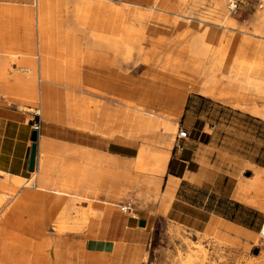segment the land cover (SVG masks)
I'll return each instance as SVG.
<instances>
[{"label":"crops","instance_id":"crops-1","mask_svg":"<svg viewBox=\"0 0 264 264\" xmlns=\"http://www.w3.org/2000/svg\"><path fill=\"white\" fill-rule=\"evenodd\" d=\"M57 1L58 13L61 0ZM177 2L179 0H158L156 10L179 11ZM239 11L242 17L239 22L246 25L247 17L255 16L257 8L240 7ZM56 27L50 42L39 48L36 40L28 41L15 33L8 35L6 27L0 26V69L7 68L11 62L1 50L25 55L36 50V68L31 74L37 81L29 84H37L39 102L36 112L28 105L25 108L7 102L6 98L20 101L26 95L17 82L22 72H15L7 82H4L6 73L0 75V189L16 192L17 198L41 193L40 205L45 212L55 202H62L63 207L70 210L73 201L103 204L105 199L117 198L119 185L123 184L117 181L119 171L128 172V175L132 171L142 177L146 198L149 187L159 183L158 206L124 200L132 209L130 214L112 212L106 205L103 211L98 210L103 214L101 236L90 238L94 248L88 249L86 244V252L80 249L77 259L81 264H87L89 255L111 256V260L118 255L122 258L140 256L150 243L158 221L163 222L164 228L171 226L192 235H203L219 224L251 237L245 232L249 226L244 221L249 220L251 225L257 211L250 203L252 197L240 193L249 184L241 181L240 176L249 177L246 180L250 181L253 170L264 169V118L222 103L210 97L205 91L207 88H203L185 93L175 121L133 113L115 105L100 110L93 106V110L88 107L89 118L86 119L90 128L83 129L78 124L74 104L58 97L57 92L70 96L81 93L89 75L81 73L82 57L60 60V63L54 60L53 56L58 57L62 50L54 51ZM260 27L264 29V23ZM259 57L264 59V56ZM15 62L27 64L22 62V57L15 58ZM93 62L101 74L107 73L111 64L109 61ZM12 69L17 70L16 64ZM24 80L29 82L30 79ZM34 131L37 133L34 168L29 172ZM180 131H184L186 137L177 138ZM149 146L162 150L167 157L160 177L138 173L129 167L140 149ZM104 176L112 177L109 184ZM30 179L32 187H14L15 183ZM32 205L30 208L34 212L30 214L29 211L26 220L30 218L28 221L35 223L38 215ZM44 212L40 223L52 226V214ZM2 213L0 209V218ZM62 221L67 222V218L63 217ZM140 221H144V227H139ZM76 233L60 234L52 229L42 238L48 243L51 239H67ZM78 235V239H86ZM0 242V264H18L15 260L9 261V256L15 253L13 245L1 239ZM65 254L52 246L49 264H71L69 253ZM244 264H264V260Z\"/></svg>","mask_w":264,"mask_h":264},{"label":"rangeland","instance_id":"rangeland-1","mask_svg":"<svg viewBox=\"0 0 264 264\" xmlns=\"http://www.w3.org/2000/svg\"><path fill=\"white\" fill-rule=\"evenodd\" d=\"M31 1L32 3L34 2V0ZM120 1L122 0H105L104 2L108 4H116ZM128 1L133 3L131 0ZM193 1L194 0H179V2H177V5H179V11L176 12L174 10L170 11V13L164 12L165 14L154 12L156 16L166 18L168 23L161 26L157 35L149 36L147 46L144 50L143 44L138 38L136 40L133 39L130 42L127 41L125 43L113 44L111 46L94 43L90 38L88 39L84 35V33H86L85 30L77 31L71 29L70 26L65 25L64 21L61 19L57 20L55 27L56 25L59 26L56 27L57 41L55 45L56 49H54V51L57 52L59 49L62 50L59 51L60 53L58 54V57L53 56V58L60 63V60L63 61L69 60L73 57H82L84 59L82 62L84 66L81 69V73L87 72L89 75L88 81L99 82V85L104 82L103 74H101L97 66L93 65L91 62L94 61L97 64L102 61H109L113 64L115 69L114 76L112 75L114 77V84H111V86L113 85L118 90L126 92L134 102L153 104L156 114L165 113L168 110H172V102L170 104L169 102L172 101L173 97L178 93L185 94L187 91L201 90L207 87V85H204V77H206L204 74L206 73L201 75L193 73L187 62L188 60L185 57L186 52L190 53L191 41L193 37L200 33L199 30L206 31L204 42L214 46L216 51H220H218V54H220L218 56L221 58L223 56L222 63H225V65H229L228 62L232 59L234 53L240 48L242 50V52H240V54H242L241 57L246 61H251L256 56H264V29L260 27L261 24L264 23V0ZM146 2H148V0H146ZM219 2L221 5L218 4ZM157 3L158 0L154 4L155 9ZM230 4H233V7L229 6ZM142 5H144V3H142ZM19 7L22 6H18L13 2H7L6 0H0V26L6 27L8 35L15 33L19 36L23 35L24 37L26 34L25 38H27L29 32L33 33V41H35L37 37L35 29L21 26L20 22H22V16L23 14L26 15L27 11H23L22 8ZM240 7L257 8L255 16L247 17L248 23L246 25H241L239 22L242 18L239 11ZM33 8L34 4L32 6V9ZM172 21H179L180 24H173ZM120 26L121 23L116 22V28L113 30L118 31ZM113 30L112 28H107L96 30V32L110 33ZM162 43H169L175 48V52L172 56L170 54V48L168 51L159 53L160 44ZM240 45L242 47H240ZM150 48H152L153 51L152 49L150 50ZM1 51L2 54L6 55L9 58V61H11L7 64V68H5L7 71L10 70V72H7L5 75L6 82L10 80L15 72H22L17 82L25 86L34 85L37 89L36 83L29 84L31 83L30 81H37V78L31 74L33 70H30L25 65H20L15 62V58L18 57H22L23 60L26 56L25 53L12 52L8 49ZM128 51L129 55H126V52ZM143 51L145 54L147 53V58H145ZM51 52L53 53V51ZM13 64H16L17 66L16 71L12 69ZM175 64L177 66L173 73V80L175 83L169 84L168 82L162 81L160 78V72L163 71L166 66H174ZM246 70L247 69L244 70V74L247 73ZM98 73H100V75L97 76ZM26 77L30 79L29 82L24 80ZM206 79L211 82L215 77L209 76L206 77ZM239 90L233 91L230 88H225L223 91L227 94H232L236 100L241 98L249 102L259 98V102H261V104L264 103V95L258 94V91L256 92L250 87H243ZM6 100L7 102H15L21 107L24 106L22 105L23 102H21V100H24L28 102L27 105H33L32 110L34 112L38 109V107H36V110H34L37 102L36 100H32L30 96H22L20 101L8 98H6ZM218 101L226 103L222 100ZM113 104L114 103L110 100H104L99 105L97 98L92 97L91 103L88 107L90 110H93V106H96L97 109L100 110L101 107H109ZM226 104L236 108L228 103ZM143 113L150 115L149 111H144ZM177 118L170 121H175ZM176 134L177 129L174 131V136ZM256 175L259 176V181L256 185H251V182ZM111 178V176H104V179H108V184ZM246 178L249 177H245L244 175L240 176L241 181L249 183L242 188L240 193L252 197L250 203L257 211V216H254L251 225L249 224V220L244 221V224L249 226V229H246L245 232L251 237L232 232L225 228L224 225L219 224L213 225L212 228L203 235H192L185 233L184 231L174 230L171 226L164 228L163 222L158 221L155 224L150 243L142 250L140 256L122 258L121 255H118V257L114 256L112 260L111 256H98L97 259L99 261L96 264H183L184 262V264H244L264 260V238L260 233L261 227L264 224V169L259 172L253 170L250 181L246 180ZM113 180H116V178H113ZM117 181L127 184V186L120 184V191L117 194L118 197L105 199L103 201V208L108 206L112 209V212L122 211L130 214L132 209L124 203V200L134 201L133 203L136 204L141 201L156 206L160 204L159 183L156 186L151 185L149 187V197L146 198L143 196L142 177L139 175L134 174L132 171L129 175L128 172L119 171ZM32 185L33 180L30 179L28 182L24 180L19 181L14 184V187L21 188L25 186L29 188L32 187ZM107 187H109V185ZM145 190H147V188H145ZM16 194L17 193L13 191L6 192L0 189V209L3 210L0 218V228L2 229L0 230H5L7 228L6 218L15 215V213L10 211L22 200V196L17 198ZM16 198L17 200H15ZM82 202L88 203V201ZM59 203L60 202H55V205L46 208L45 212L43 211L44 214L49 215L50 213L52 214L55 212ZM112 204H114L115 207L112 206ZM125 208H128L129 210L126 211L124 210ZM28 212L30 214L33 213V208H29L26 212L16 215L17 217H15L13 221V223L15 221L16 223H19V221L22 223L24 221V224L31 227V231L21 234V236H24L23 238H25L24 245H22L21 239L14 241L5 235V238H2L5 242L15 244L13 247L16 251L13 250L15 253L9 256L10 262L11 260H15L18 264H49V253L53 246L61 252H66V254L69 253L71 259L69 262L71 264H81V261L77 259L80 249L84 250L86 244L88 249L94 248V242H92L90 238H95L97 236L98 225L93 214H67V224L78 225L81 228V231L76 234H71L67 239H51L50 242L52 246L49 245L50 247H44L46 244L45 239L42 237L47 235L49 230L54 229L53 224L51 226L49 224L31 223L28 221L30 218H27L28 220H26ZM111 215L106 221V226L108 225V220H110ZM101 220L102 218L99 220L100 224ZM35 224L41 225V228L38 229L39 231L41 230L40 232L37 230ZM30 227L28 229H30ZM78 234L86 236V239H78V236H80ZM28 238L30 240L32 239L30 243L28 242L29 240H27ZM34 238H36V240ZM96 238L99 239L100 235ZM33 243H37L38 245H33ZM36 250L39 252L36 254L39 258L36 257L35 260L34 255L37 253ZM43 250L45 251L43 252ZM180 260L182 261L181 263Z\"/></svg>","mask_w":264,"mask_h":264},{"label":"bare ground","instance_id":"bare-ground-1","mask_svg":"<svg viewBox=\"0 0 264 264\" xmlns=\"http://www.w3.org/2000/svg\"><path fill=\"white\" fill-rule=\"evenodd\" d=\"M6 1L16 3L18 6H22L19 8H22L23 11H27L26 15L22 13V22L20 23L22 27H30L31 29H35V32L37 33L36 41L39 48L42 45L50 42L52 35L55 31L56 21L58 19L64 21V24L70 26L71 29H75L77 31L85 30L86 33H84V35L88 39L90 38L91 41H93L94 43L102 44L105 46H111L113 44L116 45L119 43H125L127 41L130 42L133 39L136 40L138 38L143 44V50L147 46L149 36L157 35L160 31L161 26H164L168 23V20L166 18L158 17L154 14V12L164 13L154 8V4L157 0H148V2H146V0H131L133 3H130L128 0H122L120 2H117L116 4L105 3V0H61V10L58 13L56 12V6L58 2L57 0H34L33 3L31 0ZM195 1L196 0H194L193 2ZM142 3H144V5H142ZM33 4L34 8L32 9ZM218 4L221 5L220 2ZM229 6L233 7V4H230ZM116 22L121 23V26L119 27L118 31L113 30L114 28H116ZM172 23L180 24L179 21H172ZM107 28H112L113 31H111L110 33L96 32V30H103ZM199 31L200 33L197 36L193 37L191 41L190 53L186 52L185 57L187 58V62L190 65L193 73H196L197 75L206 73L204 74L206 77H215V79L211 82L208 81L206 77H204V85H207L206 93L214 99L222 100L240 110H244L264 118V103L261 104V102H259V98L255 97L256 99L249 102L241 98L236 100L235 97L232 96V94H227L223 91L225 88H230L234 91L242 89L243 87H250L256 92L258 91V94L264 95V59L260 58L259 56H256L255 58H253V60L246 61L243 57H241L242 54H240V52H242V50L240 48L234 53L232 59L228 62L229 65H225V63H222L223 56L222 58L218 56L220 55L218 54L220 51H216V48L214 46L204 42L206 31ZM27 40H33V33L29 32L27 34ZM169 48L171 49V53H169L172 56V54H174L175 52V48L169 43L160 44L159 53L163 51H168ZM151 49L152 48H150V50ZM35 52L36 50L28 51V55H26L22 60V62L24 61L25 63H27L23 65L28 67L30 70H35L36 68ZM143 54L145 58H147V53L145 54V52L143 51ZM126 55H129V51L126 52ZM176 68V64L174 66H166L164 70L161 67V69L163 70L160 72L161 80L168 82L169 84L175 83L173 80V73ZM245 69H247V73L244 74ZM114 71V66L111 63L107 73L103 74L104 82L101 83V85H99V82L88 81L87 83H84L83 90L79 94L70 96L63 94L61 91L57 92L58 97L64 100L71 101L74 104V107L78 112V124H80L81 128L88 130L90 128V125L88 124L86 119L88 117V105L91 103L92 97L97 98L99 105L104 100H110L118 107H122L130 112L140 114L144 111H149L151 116L161 118L167 121L178 117L180 109L184 103L186 94L178 93L173 97V100L169 102V104L172 102V110H168L162 114H156V110L153 104L134 102L131 99L130 95H127L126 92L118 90L113 85L111 86V84H114ZM7 72H10V70L7 71L5 70V68L0 69V75ZM98 75L100 74L98 73L97 76ZM4 82H6V80H4ZM20 85L26 92V95L24 96H30L32 100H36L37 104L34 107V110H36V107H38L39 103L37 101L38 91L36 87L34 85ZM21 102H23L22 105H24L25 107L28 104V102L24 100H21ZM32 106L28 105L29 109H32ZM137 156L138 157L132 163L129 164V167H132L138 173L160 177L162 168L167 160V157L164 155L162 150L153 147L150 148V146L142 147ZM258 181L259 176H254L251 185H256ZM42 197L43 195L38 192L26 197L22 196V200L20 201V203L13 208L14 210L12 209L10 211L12 213H15V215L6 218L7 228L5 230H0L1 240L2 238H5V235L6 237L13 239L14 241L21 239L22 245H24L25 238H23L24 236L22 237L21 234L28 233V231H31V227L29 225L27 226L26 224H24V221L22 223H20V221L19 223H16V221L13 223L14 218L17 217L16 215H20V213L26 212L27 209L30 208V205L33 204L36 214L38 215V218L36 217L38 221L36 222L40 223L43 220L44 211V208L40 205L42 203ZM100 209L103 210V204L73 201V206L69 210L68 208L63 207L62 202H60L57 208L55 209V212L52 213L51 217L54 232L66 234L81 231V228L78 225H68L67 222L61 220L63 219V217H66V215L70 212L71 214L77 213L80 215H85L84 213H87L90 215L93 214L95 216V220H97L98 225L97 236H99L101 234V224L99 220L103 216L102 211L98 212V210ZM124 210L128 211L129 209L127 208ZM29 227L30 229H28ZM36 228L38 230L39 228H41V225H36ZM260 233L262 236L263 233ZM34 239L36 240V238ZM27 240H29L28 242L30 243L32 239L30 240L28 238ZM9 244L15 245L13 243ZM36 244L33 243V245ZM45 244L46 245H44V247L49 245L51 246V242H45ZM44 251L45 250H43V252ZM38 253L39 252L37 251L35 255L33 254L35 256V260L36 257H38L36 255ZM97 258L98 255H89L86 259L87 264H96L99 261ZM181 262L182 261L180 260V263Z\"/></svg>","mask_w":264,"mask_h":264},{"label":"water","instance_id":"water-1","mask_svg":"<svg viewBox=\"0 0 264 264\" xmlns=\"http://www.w3.org/2000/svg\"><path fill=\"white\" fill-rule=\"evenodd\" d=\"M36 138H37V133L34 131L31 134V142H32V147H31V153H30V160H29V167L28 170L29 172H33L34 168V159H35V148H36ZM139 227H144V221L139 222Z\"/></svg>","mask_w":264,"mask_h":264},{"label":"built area","instance_id":"built-area-1","mask_svg":"<svg viewBox=\"0 0 264 264\" xmlns=\"http://www.w3.org/2000/svg\"><path fill=\"white\" fill-rule=\"evenodd\" d=\"M111 1H115V0H111ZM184 137H186V133L184 131L178 132L177 138L182 139ZM260 232L263 233L262 237L264 238V224L262 225Z\"/></svg>","mask_w":264,"mask_h":264}]
</instances>
